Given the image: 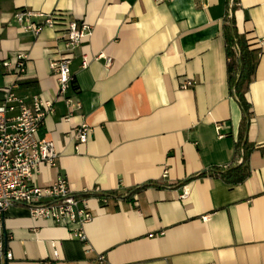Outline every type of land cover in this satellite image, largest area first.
I'll use <instances>...</instances> for the list:
<instances>
[{
    "label": "crops",
    "instance_id": "obj_1",
    "mask_svg": "<svg viewBox=\"0 0 264 264\" xmlns=\"http://www.w3.org/2000/svg\"><path fill=\"white\" fill-rule=\"evenodd\" d=\"M228 9L229 0H0V103L13 87L54 104L39 137L54 143L57 166L42 168L34 184L64 176L73 194H93L83 226L10 208L13 258L5 264H264V0H238L232 14L256 59L244 94L248 176L231 184L209 175L239 165L242 110L222 29ZM18 10L52 15L55 24L35 34L15 20ZM70 22L89 35L72 54L67 104L50 63ZM80 126L89 129L82 144L72 135Z\"/></svg>",
    "mask_w": 264,
    "mask_h": 264
},
{
    "label": "built area",
    "instance_id": "obj_2",
    "mask_svg": "<svg viewBox=\"0 0 264 264\" xmlns=\"http://www.w3.org/2000/svg\"><path fill=\"white\" fill-rule=\"evenodd\" d=\"M155 1L163 3L168 0ZM232 5L233 0H229V8ZM34 17L42 18V23H31L30 19ZM14 18L23 29L35 34H38L42 27H52L55 24L52 15L43 16L25 10H18ZM88 35L86 25L78 26L76 22H70L62 36L65 48L60 58L50 63L58 85L57 98L67 104H70V100L65 98V94L73 83L70 72L72 54ZM16 60L17 79L21 81L24 73L23 54H17ZM106 64L110 65L111 60L106 59ZM9 65V62L3 63L6 68ZM86 65V58L83 57L82 66ZM191 85L192 83L188 82L183 88ZM3 94L4 98L0 103V264H5L13 258L4 229L5 215L12 207L25 206L33 220L59 223L67 218L81 226L91 220L88 205L90 198L85 197L90 193L73 194L64 176H57L46 186L34 184L35 176L40 174L42 168L53 169L57 166L58 153L54 143L39 137L45 119L54 112L53 101L40 95L19 96L13 87L5 88ZM88 132V128L80 126L73 130L72 135L82 144L86 142ZM238 154L236 162L244 163L243 148H239ZM186 198L187 192L184 191L180 199L185 201ZM99 259L102 260V256Z\"/></svg>",
    "mask_w": 264,
    "mask_h": 264
},
{
    "label": "trees",
    "instance_id": "obj_3",
    "mask_svg": "<svg viewBox=\"0 0 264 264\" xmlns=\"http://www.w3.org/2000/svg\"><path fill=\"white\" fill-rule=\"evenodd\" d=\"M238 0H233V5L228 9L223 25V36L225 41V54L227 59L226 69L228 75V83L230 90L237 99L241 110L242 120L240 124V135L238 139V148L244 150V163L228 168L227 171L213 170L209 175L221 177L231 184H238L243 182L248 176V172L244 168L247 159V147L245 142V133L251 116L250 106L244 98L245 91L251 83L256 69V59L254 52L250 50L248 40L245 35L238 34L234 18L232 16ZM207 174L202 173L198 178H203ZM185 183V182H184ZM150 185H144L135 189L130 193L133 197L143 189ZM93 194H87L85 197L90 198Z\"/></svg>",
    "mask_w": 264,
    "mask_h": 264
}]
</instances>
